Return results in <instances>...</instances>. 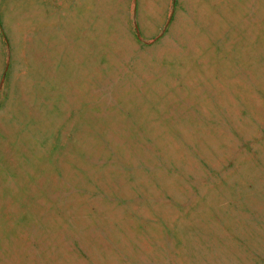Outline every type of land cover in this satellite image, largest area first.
<instances>
[{"label": "rangeland", "instance_id": "1", "mask_svg": "<svg viewBox=\"0 0 264 264\" xmlns=\"http://www.w3.org/2000/svg\"><path fill=\"white\" fill-rule=\"evenodd\" d=\"M0 264H264V0H0Z\"/></svg>", "mask_w": 264, "mask_h": 264}]
</instances>
